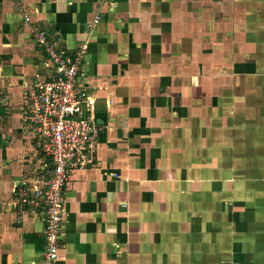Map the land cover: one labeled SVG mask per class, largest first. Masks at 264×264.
<instances>
[{
    "label": "crops",
    "instance_id": "0c3cea01",
    "mask_svg": "<svg viewBox=\"0 0 264 264\" xmlns=\"http://www.w3.org/2000/svg\"><path fill=\"white\" fill-rule=\"evenodd\" d=\"M226 2L0 0V264L45 250L17 190L49 161L23 124V87L51 69L34 27L87 45L80 84L101 128L92 166L70 174L57 264H264V166L241 160L264 157V96L226 100L230 70L210 63Z\"/></svg>",
    "mask_w": 264,
    "mask_h": 264
},
{
    "label": "built area",
    "instance_id": "2783aa9c",
    "mask_svg": "<svg viewBox=\"0 0 264 264\" xmlns=\"http://www.w3.org/2000/svg\"><path fill=\"white\" fill-rule=\"evenodd\" d=\"M101 18L98 16L89 27ZM33 36L51 69L47 79H37L23 87V124L36 148L49 161L35 173V179L22 181L17 190L21 205L42 218L45 240L42 264H57L61 258L64 202L70 174L73 169L92 166L101 128L80 84L87 45L76 50L60 47L40 27L33 28Z\"/></svg>",
    "mask_w": 264,
    "mask_h": 264
},
{
    "label": "rangeland",
    "instance_id": "374dc122",
    "mask_svg": "<svg viewBox=\"0 0 264 264\" xmlns=\"http://www.w3.org/2000/svg\"><path fill=\"white\" fill-rule=\"evenodd\" d=\"M221 16L223 20L219 23L221 26L218 28V33L224 37L219 48L222 49L224 58L223 60L213 58L210 63H212V69L218 63H222L224 71L225 69L230 70L229 77H225V85L235 92H230L228 95L231 98H226V100H232V95H235V100H240L236 102L241 103L253 96L256 99H262L264 89L260 90L259 85L264 84V78L257 75L264 74V0H238V3L233 2V4L226 2L224 13ZM248 63L251 67L247 69L245 65ZM244 66L246 71L241 68ZM234 75L237 76L231 77ZM249 86L253 87L251 95L245 93ZM240 111L243 112L244 109L241 108ZM260 151L264 152L261 149ZM244 159H254L259 168L261 165L264 166V157L241 158V160ZM241 163L243 164V161ZM242 174L248 175V171H242ZM256 177L264 178V172L256 169Z\"/></svg>",
    "mask_w": 264,
    "mask_h": 264
}]
</instances>
